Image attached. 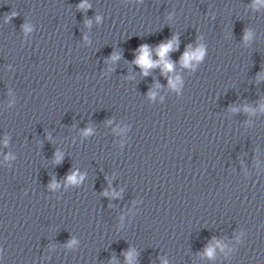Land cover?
<instances>
[{
  "label": "clouds",
  "instance_id": "obj_1",
  "mask_svg": "<svg viewBox=\"0 0 264 264\" xmlns=\"http://www.w3.org/2000/svg\"><path fill=\"white\" fill-rule=\"evenodd\" d=\"M86 6L87 5H84V4L80 5V7H86ZM171 46H172L171 43H169L168 45L161 46L160 49H159V55L163 58L164 55H165V53L169 50V48H171ZM141 51H142L143 54L139 57V59L136 61V63H138V64H140V65H142L144 67L151 66V61L149 60V50H148V46L147 45H142L141 46ZM194 55H195V57L197 59H199L200 56L202 55V50L196 52ZM191 58H192L191 56H189V55L186 54L183 57V63L184 64H187L188 60L191 59ZM166 67L168 69H171L172 68V64L169 63V64L166 65ZM75 179H76L75 176H70L69 177V180L72 181V182H75ZM208 255L209 256L212 255V252H211L210 249L208 250Z\"/></svg>",
  "mask_w": 264,
  "mask_h": 264
}]
</instances>
